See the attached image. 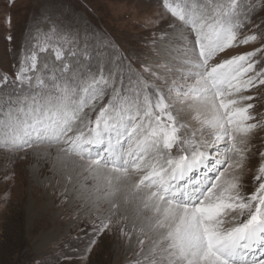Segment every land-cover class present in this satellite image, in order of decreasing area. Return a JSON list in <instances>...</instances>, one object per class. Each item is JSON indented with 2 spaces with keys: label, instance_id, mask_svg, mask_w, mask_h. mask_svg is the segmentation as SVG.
Wrapping results in <instances>:
<instances>
[{
  "label": "snow or ice",
  "instance_id": "obj_1",
  "mask_svg": "<svg viewBox=\"0 0 264 264\" xmlns=\"http://www.w3.org/2000/svg\"><path fill=\"white\" fill-rule=\"evenodd\" d=\"M164 4L187 35L177 31L168 50L175 63L158 66L164 75L143 69L163 87L142 73L126 89L119 71L83 76L47 63L41 70L44 34L43 45L22 55L13 83L23 94L0 97V149L55 148L78 170L91 209L104 214L97 233L117 227L129 246L134 241L132 264H264V152L254 190L245 193L242 184L251 137L264 129L246 94L264 87V59H256L264 46L220 59L237 42H264V31L238 38L255 6ZM63 55L56 50L57 61ZM176 64L183 82L169 83Z\"/></svg>",
  "mask_w": 264,
  "mask_h": 264
},
{
  "label": "rangeland",
  "instance_id": "obj_2",
  "mask_svg": "<svg viewBox=\"0 0 264 264\" xmlns=\"http://www.w3.org/2000/svg\"><path fill=\"white\" fill-rule=\"evenodd\" d=\"M246 2L255 8L239 39L264 31V0ZM177 31L187 35L164 0H0V78L8 77L6 84L0 83V97L23 94L13 83L22 55L26 48L43 45L44 34H48V50L39 53L41 70L47 63L56 70L68 64L83 76L98 75L101 69L105 75L119 71L126 89L135 83V74L142 73L146 81L163 87V81L153 80L143 69L164 75L158 66L172 67L175 62L168 50ZM262 46V41L237 42L220 59ZM56 50L63 52L62 61L56 60ZM256 59H264V52ZM178 67L168 74L169 83L183 82ZM246 94L255 97L251 103L260 119L264 87ZM250 146L242 177L245 193L254 190L264 129L252 135ZM77 171L58 159L55 148L42 145L15 153L0 149V264H132L134 241L129 246L117 227L97 233L104 214L91 209L89 193L79 189ZM130 229L129 223L126 230Z\"/></svg>",
  "mask_w": 264,
  "mask_h": 264
}]
</instances>
